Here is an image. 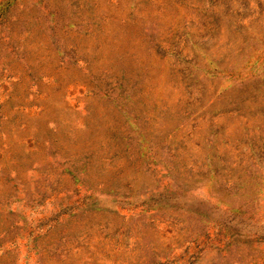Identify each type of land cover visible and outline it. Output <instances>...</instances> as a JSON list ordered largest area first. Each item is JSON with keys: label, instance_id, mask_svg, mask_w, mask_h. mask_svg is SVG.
Here are the masks:
<instances>
[{"label": "rangeland", "instance_id": "1", "mask_svg": "<svg viewBox=\"0 0 264 264\" xmlns=\"http://www.w3.org/2000/svg\"><path fill=\"white\" fill-rule=\"evenodd\" d=\"M0 264H264V0H0Z\"/></svg>", "mask_w": 264, "mask_h": 264}]
</instances>
